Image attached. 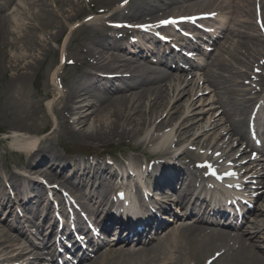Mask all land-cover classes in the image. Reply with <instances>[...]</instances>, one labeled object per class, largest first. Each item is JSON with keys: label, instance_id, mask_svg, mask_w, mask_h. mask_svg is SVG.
<instances>
[{"label": "bare ground", "instance_id": "1", "mask_svg": "<svg viewBox=\"0 0 264 264\" xmlns=\"http://www.w3.org/2000/svg\"><path fill=\"white\" fill-rule=\"evenodd\" d=\"M0 1L4 4L8 2ZM84 1L17 0L15 7L9 12H1L0 79L7 78L10 82L22 81V95L27 93L34 97V92H24L30 72L37 68L39 70L42 62L46 61L44 56L51 52V42L58 45L56 50L60 54V62L62 58L68 57L66 39L76 28L75 20L83 11ZM123 1L100 0L93 3L94 11L86 18L90 19L91 31L87 40L81 44L82 58L80 62H73L75 73L65 83L63 90L60 88V84H63L62 77L59 81L56 74L57 69H60V62L56 63L48 82L42 83V77L38 79L37 76L36 81L41 83L40 97L44 98V101H37L35 108L41 114L43 108L51 112L52 120L43 115L33 131L28 130L26 125L15 124L13 127L11 141L26 156V162L20 164L22 166H19L17 173L11 172L6 177V181L11 182L17 200L13 204L29 205L33 210L41 204L44 193L42 186L33 180L27 184L21 183L35 173L59 181L60 184L65 183L68 190L84 189L88 186V191L85 192L87 198L92 197L97 190L100 193L104 190L102 186L98 187L99 182L96 184L97 179L101 177L111 179L128 170L133 171L135 176L143 174L144 170L135 158L129 159L126 166L119 164L116 168L75 157L67 159L55 151L54 145L50 143L52 140H56L59 145L63 139L66 142L91 146L106 145L114 139H130L134 146L145 149L149 156H154V160L165 157L173 144L180 143L185 138V146L193 145L196 150L202 149L206 155L219 152L223 158H229L239 152L236 146L238 142L230 139L227 134L244 124L250 105L264 100V74L255 75L251 69L256 67L254 64H258L260 69L264 70V65L260 63L264 56V36L251 21L255 20L256 6L260 7L261 14L264 15V0H166L164 3L167 6L164 5V9L168 16L165 17L172 13H175V16L187 15L198 9L215 10L231 6L234 10L233 19L239 26L238 35L253 43L249 45L236 41L233 45L229 60L238 61L241 67L233 66L226 60L215 61L229 75H210L207 76L206 87L190 83L183 89L173 91L163 90L155 85L157 71L153 64H150V50L139 47L130 56H125L119 50V41L112 39L105 32L107 27L104 24L107 21L119 22L122 18L142 20L144 15H154L158 12L153 8H146L151 0H129L125 4ZM97 10L102 12L99 14ZM159 19L161 17L157 13L154 21ZM149 21L152 20H143L142 23ZM66 31L67 34L61 41V36ZM141 39L146 38L141 36ZM117 70L124 76L106 80L97 75L116 73ZM250 71L253 74H250ZM253 75L256 76L259 90L252 87L253 83L249 88L239 87L240 81L237 77L253 81ZM115 83H119L123 90L118 94L110 91L111 93L104 97V90H114ZM207 91L212 93L210 98H205ZM257 92L259 93L256 96L247 97ZM71 101H74L73 106ZM214 104L221 109L219 114L214 109ZM234 118L238 121L235 122ZM40 164L43 165L33 169ZM160 166L156 164L152 168ZM185 175L191 174L183 168H172L156 178L164 180L167 187L178 189ZM2 176L0 201L11 202L7 191L2 187ZM262 190L257 196L261 201L257 213L262 218L254 222L255 238L264 234V185ZM8 226L5 228L0 224V264H15L14 261L18 264H30V238L21 230L18 222ZM184 226H187L184 221L178 223L159 238L156 246L149 247L148 252L144 251L145 254L138 252L127 256L112 255L113 250L107 249L87 264H208L209 261L211 264H264V254L253 251V246L245 245V241L227 235L219 237L212 231H196L194 228L190 229L192 235L184 237L182 232L188 231H185L187 227ZM175 238L176 241L169 246L168 243Z\"/></svg>", "mask_w": 264, "mask_h": 264}, {"label": "rangeland", "instance_id": "2", "mask_svg": "<svg viewBox=\"0 0 264 264\" xmlns=\"http://www.w3.org/2000/svg\"><path fill=\"white\" fill-rule=\"evenodd\" d=\"M90 1L98 2L100 0H85L83 2L82 5H85L82 9L83 11L75 20V22L79 26H77L73 33H70L66 39V44L68 43L67 58H69L70 60L68 59L66 63H64L62 66L60 65L61 68L57 71L59 72L58 76L62 77L63 80V84L60 85L61 90L64 89L65 83L75 73L74 63L77 61L80 62L82 58L81 55L83 52L81 51V44L87 40V36L91 31L89 25H87L88 23L81 24L84 22V17L94 11L88 8V2ZM66 34L67 31L61 36V41ZM57 47L58 45H56V43L51 42L52 50L44 56L46 61L42 62V66L39 68V70L37 68L36 70L34 69L32 72H30L31 75L25 83L24 92L26 90L34 92V97L32 95H28L27 93H23L22 95L20 89V84L22 83V81L10 82L9 80H7V78L0 79V174L6 173L4 176L0 175V177L2 176L4 180L2 186L5 185V187H7L11 185L10 181H6V177L11 174V172L17 173L16 171L18 170L19 166H22L20 164H24L26 162V156L23 155L22 152H20V148L11 141V136L14 132L13 127L15 126V124L26 125L28 130L33 131L36 129L34 128L36 127V123H39L43 115L52 120L51 112L43 108V114H41L39 110L35 108V104L37 103V101H41V103H43L44 101V98L40 97L41 83L40 81H36V79L37 76H39L38 79L42 77V83L48 82V80L50 79L52 71L56 67V63L60 62V54L56 50ZM69 62L71 63L68 64ZM60 77H58L59 80H61ZM63 142L64 140L61 139L60 145H58L56 140H52V142L50 143L52 144V146L54 145V149H57V151L63 156L67 157L65 152L69 151L71 152L70 158L78 157V159L81 160H91L93 158L95 160L96 157L99 162L104 161L106 156H104L103 153L112 152L108 155H111V158H115L116 163L119 164L121 163V157L124 155H126L124 158V162L127 163L129 157L132 156L131 154L137 155L139 161H141L145 159L144 155L147 152V150L145 149L134 146L133 142L130 139H123L122 141L114 139L107 146L94 145L89 149L84 150H75L74 147L76 145L69 142H66L64 146L61 147ZM71 147L73 148L71 149ZM171 147H173V145ZM64 149H71V151ZM130 149H136V151L131 152Z\"/></svg>", "mask_w": 264, "mask_h": 264}, {"label": "snow or ice", "instance_id": "3", "mask_svg": "<svg viewBox=\"0 0 264 264\" xmlns=\"http://www.w3.org/2000/svg\"><path fill=\"white\" fill-rule=\"evenodd\" d=\"M207 15H214V14H207ZM191 21V22H195V18L193 17H169L167 19L164 20H160L157 22V25H149V24H142V25H116L117 27H136V28H140L142 30H148L151 27H156V26H167L169 24H177L180 22H184V21ZM262 27H264V24H262ZM166 39V38H165ZM261 63H264V61H262ZM257 72H259V69H256ZM219 155V154H217ZM255 156V154H253ZM202 167H207L210 169V174L215 175V170L211 168V165L208 164V162H205L203 165H200ZM228 174H232V173H228ZM122 196V194H120ZM219 255V253H217V256ZM208 264H211V261L208 262Z\"/></svg>", "mask_w": 264, "mask_h": 264}]
</instances>
